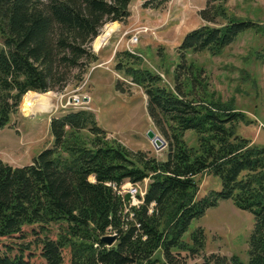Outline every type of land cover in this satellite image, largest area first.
Wrapping results in <instances>:
<instances>
[{
    "label": "trees",
    "instance_id": "1",
    "mask_svg": "<svg viewBox=\"0 0 264 264\" xmlns=\"http://www.w3.org/2000/svg\"><path fill=\"white\" fill-rule=\"evenodd\" d=\"M130 0H0V129L26 92L61 90L80 82L96 55L90 45L107 22H124ZM227 0H204L202 24L176 47L171 87L141 66V59L115 51L114 70L139 87L145 110L165 143V158L132 151L98 126L90 109L66 107L48 120L49 146L21 166L0 160V237L32 235L17 253L0 252V264H264V146L237 133L253 121L211 88L202 65L189 53L221 54L246 30L264 25L231 13ZM150 0L143 2V7ZM261 60L264 53L255 55ZM115 90L123 92L120 84ZM191 131L187 141L185 132ZM220 181L198 193L196 176ZM90 178H92L90 180ZM147 179L142 197L129 204L118 189ZM220 200L252 216L247 260L204 254L203 228L183 240L190 221ZM58 224L54 238L47 227ZM30 227L25 230L24 227ZM112 233L110 245L100 237ZM158 253L156 256L155 254Z\"/></svg>",
    "mask_w": 264,
    "mask_h": 264
},
{
    "label": "rangeland",
    "instance_id": "2",
    "mask_svg": "<svg viewBox=\"0 0 264 264\" xmlns=\"http://www.w3.org/2000/svg\"><path fill=\"white\" fill-rule=\"evenodd\" d=\"M144 1L147 0H130L127 19L122 23H105L98 36L104 33L107 25L116 23L118 28L111 31L104 42L107 38H111V41L117 39L116 51H127V38L136 28H147L146 32L139 34L138 42L130 46L129 51L141 59L142 67L157 73L162 83L171 87L172 69L177 62L176 47L185 32L203 23L198 11L203 7L204 0H150L143 7ZM226 6L237 17L264 25V0H227ZM90 47L93 52V43ZM262 53L264 32L253 33L246 30L217 56L204 52L188 54V59L203 66L211 88L220 99L231 101L234 107L253 120L247 125L240 123L237 133L260 146H264V59L255 55ZM113 60L110 63H90L80 82L75 84L73 80H69L59 91L33 92L46 93L49 104L45 111L35 112L31 116L24 115L18 105L7 125L0 129V160L11 166L30 163L51 142L48 133L49 117L58 114L61 105H65L73 95L86 98L77 108L92 110L98 126L107 132V137L117 140L129 150H141L156 160H163L165 146L156 149L145 136L147 129L156 132L146 114L145 95L136 85H128V80L114 70ZM94 66L97 67L92 70ZM116 83L123 87V92L115 90ZM189 133L191 131H186L185 137L191 143ZM195 179L201 195L220 187L216 176L201 173ZM147 181L144 179L139 182L138 187H143ZM251 225L252 216L248 211L237 209L230 200H220L215 206L206 209L203 215L190 221L183 240L187 241L189 233L200 226L205 234L204 254H234L245 262ZM24 228L29 230L30 227ZM57 228L58 224L52 223L45 234L54 238ZM32 240L33 237L29 234L23 239L16 235L0 237V252L12 255L28 244V250L37 255L38 248L31 243ZM65 252L62 264H67ZM37 259L34 257L33 264H36ZM200 260L201 255H198L188 259L186 264H195Z\"/></svg>",
    "mask_w": 264,
    "mask_h": 264
},
{
    "label": "built area",
    "instance_id": "3",
    "mask_svg": "<svg viewBox=\"0 0 264 264\" xmlns=\"http://www.w3.org/2000/svg\"><path fill=\"white\" fill-rule=\"evenodd\" d=\"M147 31V28L145 27H138L136 30L127 38L126 47L125 49L132 54L131 51H129V47L136 44L138 42V36L140 33H144ZM84 103L83 97H79L78 95H73L71 98H69L65 105H61V108L66 107H80ZM126 183V182H124ZM122 183L118 189V193L120 195L128 194L129 196V204L134 205L138 202V197H142L145 189V185L143 187H138V183H129L126 184ZM107 235H113L112 233Z\"/></svg>",
    "mask_w": 264,
    "mask_h": 264
},
{
    "label": "bare ground",
    "instance_id": "4",
    "mask_svg": "<svg viewBox=\"0 0 264 264\" xmlns=\"http://www.w3.org/2000/svg\"><path fill=\"white\" fill-rule=\"evenodd\" d=\"M118 28L116 23L107 25L103 34L98 36L94 42V48L97 49L99 45L106 39L111 31H114ZM45 94H34L33 92H28L23 96V99L20 104L21 111L24 115H32L35 112L45 111L48 104L45 97ZM48 99V98H47ZM52 105V104H51ZM49 110V109H48Z\"/></svg>",
    "mask_w": 264,
    "mask_h": 264
},
{
    "label": "crops",
    "instance_id": "5",
    "mask_svg": "<svg viewBox=\"0 0 264 264\" xmlns=\"http://www.w3.org/2000/svg\"><path fill=\"white\" fill-rule=\"evenodd\" d=\"M111 38H107V40L102 42L97 49L93 47V52L96 55V63L104 62V63H110L113 59V55L115 51L117 50V47L115 46L116 40H110ZM97 67V66H96ZM94 66L92 70L96 69ZM92 178H90L91 180Z\"/></svg>",
    "mask_w": 264,
    "mask_h": 264
},
{
    "label": "water",
    "instance_id": "6",
    "mask_svg": "<svg viewBox=\"0 0 264 264\" xmlns=\"http://www.w3.org/2000/svg\"><path fill=\"white\" fill-rule=\"evenodd\" d=\"M83 101H86V98H83ZM145 136L151 142L154 148L158 149L164 147L165 143L163 139L154 130L147 129L145 132ZM114 239V235H104L100 237V241L106 245H110L114 241Z\"/></svg>",
    "mask_w": 264,
    "mask_h": 264
}]
</instances>
